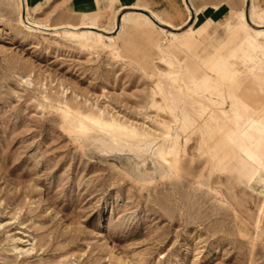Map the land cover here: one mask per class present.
I'll use <instances>...</instances> for the list:
<instances>
[{
	"label": "rangeland",
	"instance_id": "374dc122",
	"mask_svg": "<svg viewBox=\"0 0 264 264\" xmlns=\"http://www.w3.org/2000/svg\"><path fill=\"white\" fill-rule=\"evenodd\" d=\"M254 2L162 56L114 0H0V264H264V172L216 155L264 119Z\"/></svg>",
	"mask_w": 264,
	"mask_h": 264
},
{
	"label": "crops",
	"instance_id": "0c3cea01",
	"mask_svg": "<svg viewBox=\"0 0 264 264\" xmlns=\"http://www.w3.org/2000/svg\"><path fill=\"white\" fill-rule=\"evenodd\" d=\"M247 1L249 0H114L113 5L119 11L125 12L121 18V31L127 26L126 30L137 29L148 36L154 35V29L165 33L167 39L164 44L159 45V50L162 56H166L172 51L171 48L167 49V43L171 41L175 50L203 44L202 26L204 23L198 24L199 20H207L211 15L218 14L220 11L231 10L226 23L230 20L234 22L236 19H241L243 15L250 21L252 9H259V6L255 2L249 5ZM95 2L98 4L97 0ZM240 2V7L234 6ZM248 5L249 8H247ZM246 8L247 12L244 14ZM94 9L93 5L87 8V10ZM141 12L145 13L143 15L146 18L141 15ZM204 22L209 25L213 24L211 20ZM160 47L163 49L161 50ZM236 50L242 51L243 59L246 57V52L241 46L237 45ZM218 51L219 45H216L213 51V56L216 57L213 65H216L215 67H219L216 64L218 57H220ZM232 54L233 56L236 55L235 49ZM228 63L230 68L229 60ZM242 125L243 129L240 132L239 129H236L237 134L231 133L229 135L230 139H233L232 141L225 139L217 145L216 155L219 161L238 160L243 168L249 172V175L254 178L260 175L262 171L264 172V119L262 117L254 121L249 119L243 121L240 127ZM263 202L264 194L258 223L261 222L264 212Z\"/></svg>",
	"mask_w": 264,
	"mask_h": 264
},
{
	"label": "bare ground",
	"instance_id": "6f19581e",
	"mask_svg": "<svg viewBox=\"0 0 264 264\" xmlns=\"http://www.w3.org/2000/svg\"><path fill=\"white\" fill-rule=\"evenodd\" d=\"M100 35H102V33H100ZM165 76V75H164ZM164 82L162 83V90L164 91V89H165V87H167V83H169V81H167V80H163ZM164 93V95H166L167 94V92H163ZM233 99H234V102L235 103H237L238 102V98L236 97V96H233L232 97ZM200 106H201V108L203 109V110H205L204 112H206V111H209L208 109H209V107L210 106H208V105H206V106H203L202 104H200ZM223 113H225V111L224 110H221ZM234 111V114H235V116H237V111L236 110H233ZM186 121V117H184V119H183V122H185ZM234 127H235V125H233ZM263 206H264V202H263Z\"/></svg>",
	"mask_w": 264,
	"mask_h": 264
}]
</instances>
